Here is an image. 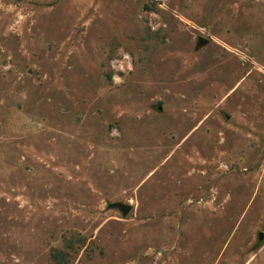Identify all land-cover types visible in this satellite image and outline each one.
<instances>
[{
  "label": "rangeland",
  "instance_id": "374dc122",
  "mask_svg": "<svg viewBox=\"0 0 264 264\" xmlns=\"http://www.w3.org/2000/svg\"><path fill=\"white\" fill-rule=\"evenodd\" d=\"M54 250L264 264V0H0V264Z\"/></svg>",
  "mask_w": 264,
  "mask_h": 264
},
{
  "label": "water",
  "instance_id": "95a60500",
  "mask_svg": "<svg viewBox=\"0 0 264 264\" xmlns=\"http://www.w3.org/2000/svg\"><path fill=\"white\" fill-rule=\"evenodd\" d=\"M206 43L207 42L205 40H201L199 45L203 46ZM110 207L120 211L123 216H127L131 211V207L129 205L121 203V202L113 203L110 205ZM259 239H261V236L259 237Z\"/></svg>",
  "mask_w": 264,
  "mask_h": 264
},
{
  "label": "trees",
  "instance_id": "16d2710c",
  "mask_svg": "<svg viewBox=\"0 0 264 264\" xmlns=\"http://www.w3.org/2000/svg\"><path fill=\"white\" fill-rule=\"evenodd\" d=\"M51 257L53 258V261L55 264H64L65 262V257L66 254L63 251L60 250H54L52 252Z\"/></svg>",
  "mask_w": 264,
  "mask_h": 264
}]
</instances>
